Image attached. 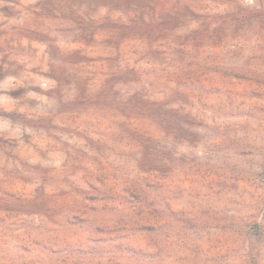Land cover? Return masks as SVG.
<instances>
[{"label": "rangeland", "instance_id": "1", "mask_svg": "<svg viewBox=\"0 0 264 264\" xmlns=\"http://www.w3.org/2000/svg\"><path fill=\"white\" fill-rule=\"evenodd\" d=\"M0 264H264V0H0Z\"/></svg>", "mask_w": 264, "mask_h": 264}]
</instances>
